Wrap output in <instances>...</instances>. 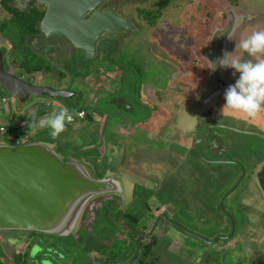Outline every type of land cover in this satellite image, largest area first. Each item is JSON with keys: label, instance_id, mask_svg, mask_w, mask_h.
<instances>
[{"label": "flooded vegetation", "instance_id": "af4514ba", "mask_svg": "<svg viewBox=\"0 0 264 264\" xmlns=\"http://www.w3.org/2000/svg\"><path fill=\"white\" fill-rule=\"evenodd\" d=\"M30 1L28 0L27 3ZM121 1L123 0H106L99 9L116 12L107 2ZM39 5L43 6L45 13L46 6ZM140 10H138L139 15ZM91 14L92 12L87 13L83 19H88ZM142 19L144 20L143 17ZM136 22L139 26H142L141 23H145L144 26H151L146 20L141 23L137 20ZM132 25L133 27L129 29L136 27ZM125 30L128 29L122 31ZM112 32L121 31L104 33L105 41L102 42L101 39L98 42V52L92 59H87L83 49L73 46L60 35L46 36L40 30L39 35L32 37L29 43L38 47L51 63L52 69L32 74L24 73L29 77V81L22 78L23 72L16 67L15 71H11L12 64H9L5 56L9 45L1 37L5 41L0 44V53L2 67L6 73L31 85L64 91L68 95L51 96L49 93L35 95L52 98H44L38 103L27 102L29 96L23 99L24 102L16 99L19 102L17 101L14 108L5 109L4 105L14 96L4 91L0 85V119L5 118L6 122L1 125L0 120V139L13 146L38 141L54 145L49 140H33L29 137L30 131H35L37 135L50 136V130L40 129L38 121L51 113L53 105L70 109L71 105L77 104L75 97L84 90L87 94L85 99L89 98L92 102L97 93L104 94L113 89L119 90L118 87L121 86L118 82L119 71L114 69V60H112L118 51L119 36L113 38ZM57 39L61 41L58 42ZM108 39L112 41L108 42ZM107 42L111 45L116 44V47L111 49L106 46ZM50 52L54 53V62L48 57ZM207 52L204 55L201 52L204 63H201L198 70L204 75V85L196 87L192 92L188 91L187 94V91H182L183 87H187L184 84L186 73L183 69L174 72L180 82L176 88L177 93L169 99H167L166 87L156 89L157 87L152 85L140 87L138 90L135 86L133 90V95L137 92L145 96L152 105H158V113H163L164 116L160 115V118L168 120L167 131L171 132L173 129L178 131L176 136L179 138V144L187 153L185 160L187 163L182 164V168L169 170L164 179L158 178L157 168L155 172H151V168L148 167L147 172L136 173L135 177L121 167L123 160L121 154L126 144L124 138L116 135L127 132L132 135L135 128L129 123L122 126L120 123L117 124V121L114 127L108 124L112 115L122 111L121 108L123 111L133 110L126 98L121 95L111 99L113 107L111 112L97 113L101 118L100 121L94 120L89 110L78 107L74 113L83 111L82 117L68 123L66 130L62 132L64 134L67 132L63 142L71 143L73 147L62 157L80 162L89 171L91 169L81 158L87 157L88 151L97 145L105 146L106 161L103 162L107 168L104 171L100 161L99 173L96 177L91 175L97 180L106 177L112 179L109 182L110 189L94 199L86 208L78 231L67 239L57 238L69 247L77 246L84 249L87 264H264L262 261L264 234L260 233H264V137L260 135L259 127L256 130L236 127L232 122L240 119L222 113L220 104L225 101V90L205 94L204 90L211 74L210 62L206 58ZM105 63L111 65L107 66ZM48 73H53L57 86H63L65 77V80L70 77L72 81L75 77L79 84L77 91L71 92L65 87L57 89L37 84L41 75ZM38 76L40 78L36 79ZM225 78L228 79L229 85L234 84L227 72ZM216 89L220 90V88ZM96 102L93 105H96ZM25 104L27 106L33 104L31 106L34 109L32 108L29 115L23 111ZM3 109L6 111L4 115ZM151 110L153 114L154 111ZM32 113H35L34 117ZM70 114L75 115L71 112ZM86 122H95L96 140L85 131L74 136L77 132L74 129L79 130L86 125ZM107 128L110 129V133L106 137ZM62 133L59 136L63 135ZM148 133L153 135L150 131ZM241 135L254 136V140H243L240 138ZM162 169L169 167L164 165ZM243 183L249 186L237 192ZM178 193L181 195H177ZM236 194L239 197L237 200L233 198ZM168 195L170 197L172 195L176 200L175 206L167 199ZM177 196L182 198L183 205L180 208L177 207L175 198ZM8 232L9 236H5L7 243L22 241L21 237L20 240L18 239V236L22 235L18 231ZM27 233L32 237L31 232ZM33 235L36 236L37 233ZM26 240L30 248L35 245V241ZM100 245L105 248L102 252L94 247ZM46 249L50 248L46 247ZM163 254L170 258L166 260ZM53 260L45 254L40 257V261L46 263L49 261L54 263Z\"/></svg>", "mask_w": 264, "mask_h": 264}, {"label": "rangeland", "instance_id": "374dc122", "mask_svg": "<svg viewBox=\"0 0 264 264\" xmlns=\"http://www.w3.org/2000/svg\"><path fill=\"white\" fill-rule=\"evenodd\" d=\"M159 2L160 0H123L115 3L107 2V4L114 8L117 14L129 18L132 24L136 26L133 29L112 32L113 38L119 36L118 51H116V55L114 54L112 60H114V69L119 71L118 82L121 86L118 87L119 90L113 89L104 94L97 93L93 102L90 101L89 98L85 99L87 94L85 90H82V94L75 97L77 104L71 105L70 109H68L71 113L75 114L74 111L78 107H82L92 113L94 120L100 121L101 118H99L100 116L97 113L107 114L113 110L111 99L120 95L121 97H125L133 110L123 111V108H121V112L112 115L110 120H108V124L111 126H115V122L117 121V124L120 123L122 126L129 123L135 127L132 131V135L130 133L128 134V132L116 135L120 138H124L126 144L123 154H121V158L123 159L121 167L135 177L136 173L143 174L145 171L147 172L148 167L151 168V172H155L154 170L157 168L159 169L157 173L158 178L163 177L164 179V176L168 175L167 173L170 172L169 170L176 167L182 168V164L187 163L185 162L187 153H185V148L181 147L179 144V138L176 136L178 131L174 129L171 132L167 131L169 128L167 126L168 120L160 118V115L163 116V113H158V105L154 106L149 103L147 98L142 94L136 92V94L133 95L135 86L138 87V90L140 87H150L152 85L155 88L157 87L156 89L166 87V95L167 99H169L177 93L176 88L178 82H180V79L177 80L175 77L174 72L177 73L182 69L186 73L184 74V84L187 85V87H183L182 91H187L188 94V91L190 93L196 87L203 86L205 82L204 75L198 71L201 63H204L202 55L210 49L209 39L213 30L217 27H224L228 18L229 9L235 10L237 14L243 18L231 41L229 61L232 59H239L241 61L252 60L255 62V57L249 56L248 53L238 47L236 48V44H239L242 39L247 38L252 32L264 30V0H171V2L161 10V15L156 19L153 25L144 26L145 23H141L144 20L142 16L139 15L138 10H144V8L155 9ZM15 3L18 4L17 0H15ZM6 15L5 11L0 8V20ZM136 20L140 22L142 26H139ZM54 39L56 40V38ZM57 41L60 42L61 40L57 39ZM103 41H105V35L102 38V42ZM110 41L112 40L108 39V42ZM4 42L5 41L0 36V44ZM106 46L113 49L116 47V44L111 45L108 43ZM48 57L54 62V53L50 52ZM91 62L95 63V61ZM10 67L11 71L16 70L13 64L10 65ZM226 72L231 76L234 83L240 75L238 72H235V69L230 67L226 68ZM233 73H235V75ZM19 74L20 73H18V75ZM22 78L27 81L30 80L24 73H22ZM39 78L40 76L36 79ZM65 78L63 79V86H57L54 81L53 73H48L41 75L40 82H37V84H43L57 89L65 87L71 92L77 91L79 84L75 77L73 81L70 77H68L67 80H65ZM34 83L36 84V82ZM7 96L10 97V95ZM44 98L50 97L31 95L27 102L35 101L38 103V101ZM96 99H98L97 102ZM17 101L16 98L10 97L7 104L4 105V108H14ZM95 102L96 105H93ZM225 103L226 101L223 100L220 107L223 108ZM31 105H24L23 111L25 114L29 115V112L32 111L33 107ZM151 109L154 111L153 114ZM162 109L164 110V108ZM223 113L231 118L240 119L232 122L236 127H245L249 130H256V128L259 127V133L264 137V111H261L257 118L251 119L250 121H245L242 114L228 109H225ZM2 114H6L4 109L2 110ZM166 115L167 111L165 113V116ZM140 119H142L141 122L138 121ZM0 120L2 122L1 125L6 123L5 118ZM75 130H77V132H75L74 136L85 131L96 140L97 130L95 122H86L84 127L79 130L74 129V131ZM109 131L110 129L106 130V137L108 133H110ZM149 131L152 132L153 135H150L148 133ZM66 133L67 132H65V134ZM62 134L63 135L57 138H53L47 135H37L35 131H30L29 137L33 140L44 139L52 141L55 150L61 156H64L63 154L68 153L73 147H71V143L63 142L65 134ZM240 138L243 140H254V136L250 135H241ZM87 155V157L81 159L91 169V174L96 177L99 173L98 163L102 161V163L99 164L104 166L103 161H106L105 146L97 145L94 149L88 151ZM164 165L169 167V169L163 170L162 168H164ZM105 168H107V165L104 166L103 170ZM230 180L231 179H228V181ZM132 186L133 185H131V187ZM248 186H246V183H243L237 192L242 189H247ZM177 195H181V193ZM237 195L238 194L233 197L235 200L239 199ZM167 197H169L167 199L170 200L172 205L175 206L176 200L174 197H172V195L171 197L170 195ZM175 198L177 199V207L180 208L183 205L182 198L178 196ZM178 218H180V216H178ZM18 232L22 234L18 236V239L20 240L21 237L22 241H8L7 243L5 238L9 236V232L0 231V264H14L17 254L19 255L17 256L18 259H16L17 262L15 261L16 264H87L85 250L80 247H69L59 240L60 238L57 239L45 235L40 236L38 233L36 236L32 235V237H30V235H28L29 233L25 231ZM260 233L264 234L263 232ZM25 237L30 240V242L35 241V245L32 248L26 243L27 240ZM38 241L41 243L39 244ZM46 247L50 249H46ZM94 247L95 249L97 248L99 252L105 250V248H102V245ZM54 249H56V251ZM44 254L45 256L52 257L54 263H52V261L48 263L40 261V257ZM163 257L166 260L170 258L165 254H163ZM42 258L44 259V257Z\"/></svg>", "mask_w": 264, "mask_h": 264}, {"label": "water", "instance_id": "95a60500", "mask_svg": "<svg viewBox=\"0 0 264 264\" xmlns=\"http://www.w3.org/2000/svg\"><path fill=\"white\" fill-rule=\"evenodd\" d=\"M27 1L17 0L16 6L24 9ZM36 1L46 6L40 30L46 36L60 35L83 49L87 59H92L98 52V42L104 33L133 27L129 19L116 12L99 9L106 0ZM89 12H92L91 16L83 19ZM242 19L235 10H228L224 27L215 28L211 34L210 50L206 53L209 62L215 63L217 58L229 53ZM228 31L232 39L228 38ZM225 72L226 68L220 66L215 71L211 69L204 90L206 95L228 88ZM0 85L21 102L31 95H68L64 91L31 85L6 73L1 53ZM111 180V177L94 179L85 165L72 158L64 159L53 144L38 141L13 146L0 139V231H27L67 239L78 231L88 205L110 189Z\"/></svg>", "mask_w": 264, "mask_h": 264}, {"label": "clouds", "instance_id": "9594fccd", "mask_svg": "<svg viewBox=\"0 0 264 264\" xmlns=\"http://www.w3.org/2000/svg\"><path fill=\"white\" fill-rule=\"evenodd\" d=\"M229 39H232L230 31L227 32ZM242 49L249 56L256 60L241 61L232 59L229 61V53H225L222 58H217L216 62L210 61L209 68L215 71L217 66L233 68L240 75L235 83L229 85L225 90L224 99L226 103L222 108L242 114L246 120L257 118L264 111V30L252 32L247 38L242 39L236 48ZM235 75V73H233ZM33 117L35 113L32 114ZM73 115L67 108L53 105L51 113L38 121L40 129H49V135L53 138L66 130V125L72 123ZM32 125L30 124V128Z\"/></svg>", "mask_w": 264, "mask_h": 264}, {"label": "trees", "instance_id": "16d2710c", "mask_svg": "<svg viewBox=\"0 0 264 264\" xmlns=\"http://www.w3.org/2000/svg\"><path fill=\"white\" fill-rule=\"evenodd\" d=\"M170 2L171 0H160L156 9L140 10V15L152 25L161 15V10ZM15 4V0H0V8L7 14L0 20V36L9 45L5 54L7 61L25 74L51 71V63L37 46L29 43L32 37L40 33L39 23L44 14L43 6L34 0L28 2L24 9ZM33 234L35 233L31 232V235ZM18 255L15 256V264Z\"/></svg>", "mask_w": 264, "mask_h": 264}, {"label": "built area", "instance_id": "2783aa9c", "mask_svg": "<svg viewBox=\"0 0 264 264\" xmlns=\"http://www.w3.org/2000/svg\"><path fill=\"white\" fill-rule=\"evenodd\" d=\"M82 115H83V111H79V112H77L75 115H73V121L75 120V119H80L81 117H82ZM72 121V122H73Z\"/></svg>", "mask_w": 264, "mask_h": 264}]
</instances>
